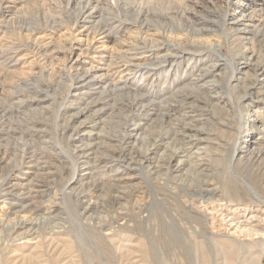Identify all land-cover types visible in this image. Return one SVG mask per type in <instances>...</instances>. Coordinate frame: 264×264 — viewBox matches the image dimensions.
I'll return each mask as SVG.
<instances>
[{"label": "rangeland", "instance_id": "obj_1", "mask_svg": "<svg viewBox=\"0 0 264 264\" xmlns=\"http://www.w3.org/2000/svg\"><path fill=\"white\" fill-rule=\"evenodd\" d=\"M232 5L254 18L245 33L229 29L240 14L228 16ZM202 16L219 23L198 36ZM263 34L264 0H0V186L15 178L43 190L10 215L0 201V264H247L249 255L264 264L259 246L239 250L223 232L201 244L189 211L224 170L256 185L233 197L239 214L263 208L264 103L246 93L264 62ZM188 44L200 53L156 67L155 81L136 72L124 82L107 68L134 45L152 63ZM209 45L241 69L238 79L229 66L210 78L227 104L185 85ZM82 74L91 84L79 83ZM139 94L149 100L132 104ZM183 121L201 141L178 172L170 157ZM20 217L31 224L16 225Z\"/></svg>", "mask_w": 264, "mask_h": 264}, {"label": "bare ground", "instance_id": "obj_2", "mask_svg": "<svg viewBox=\"0 0 264 264\" xmlns=\"http://www.w3.org/2000/svg\"><path fill=\"white\" fill-rule=\"evenodd\" d=\"M238 10L240 11V14L235 15V18L233 20H229L230 17L227 19L228 23L230 24L229 29L231 30L233 29L236 32L243 31V33H245L247 26H249V24L252 22L254 18H252L251 15L247 13L248 12L247 9H240L238 7L234 8L233 5L231 9H229L230 14H228V16L233 15L232 13H235ZM87 14H90V13H87ZM82 19L83 18L81 17L80 20ZM194 20H196V22L200 26L199 28L195 30L198 33V36L201 30L210 31L209 28L214 24V22L219 23V21L214 20V18L212 17L202 16V17L194 18ZM241 25H246L244 30L240 29ZM104 33L105 32H101L102 35ZM104 37H107V34H104ZM215 47L216 46H212V45L203 47L202 50H204L203 52L205 56H207V58L205 56L202 57L204 60L202 61L203 63L199 66H196L194 64L193 66L191 65V68L193 67L196 72L194 73L192 77L189 78V82L185 84L189 86L187 88H191L190 90L191 92L206 93V99H205L206 101L208 99L210 100L211 98L218 100L216 95L214 94L216 91V87L218 86L216 85V82L214 80H211L210 78L214 77L215 75L217 76L218 74L216 72L221 67L229 66L231 70V78H234V79H238L239 78L238 76L241 72L240 68L236 67L233 69V66L229 64L227 61L221 62L217 49H214ZM143 48L144 47H139L138 45H134V47L130 48L129 51L128 50L122 51V53L119 56H117L116 59L114 57L112 58L114 60L109 61L110 63L107 64L108 70L112 66L115 73L121 72L122 76L125 78L124 82L128 80L129 76L135 74L136 72L144 73L146 78H150L153 81H155L159 79V78H156V79L154 78V77H157V74H155V71H154L156 67H160L161 65L167 62H172L173 58L177 57V68H178V65L181 63L180 62L181 59H186L190 56H195L200 53V51L195 49V45L193 44H188L187 46H184V47L183 46H177V47L172 46L170 48H167V51L165 52L161 51L162 53H160L158 56H155V61L150 63L148 62L149 59L144 58V56L141 55V52L139 51V49H143ZM149 51H151V49ZM195 51L196 52L198 51L197 54ZM123 53L124 55H122ZM212 55H214V57H212ZM250 58L251 56L248 57V60ZM252 72L254 76V84L252 83L253 85L250 86L251 91L246 92L248 93L247 97L249 100L254 99L258 103H264V62L262 64L259 62L255 64ZM105 76L107 75L106 74H104V76L100 75L99 76L100 78L98 80H100L102 77H105ZM79 77L80 79L78 81L82 85L91 84V81H89L88 74H82ZM74 87H78V86H74ZM114 88L117 90L122 89V88H116V86ZM76 89L78 90L80 88H76ZM76 92L77 91H75L73 95H75ZM138 96L135 97L132 104H140V103H143L145 100H149V97L147 95L145 96V95L139 94ZM187 97L189 96L187 95L183 96V98H187ZM218 101L223 102V104H227L226 100L224 101L223 99H220ZM181 126L183 127V129L180 131V137L177 138V141L178 143L179 142L180 143L183 142V143L181 146L177 145V149L173 150L171 157H170V163L172 162L174 163L172 164L171 167H173V169L177 170L178 172L183 171L185 160H188L189 158H192V157L197 159L198 157V155H196L198 153V151L196 150L197 140L201 141L198 135L200 130L198 129L195 130V128L190 127V124L188 125V123H186L185 121H183ZM135 136H136V123L131 129H129V137L133 139L135 138ZM195 147L196 149L194 150ZM182 153L184 155H182ZM84 156L85 155L82 154V157ZM233 156H234V153H233ZM176 157H177V160H176ZM240 157H243V156L241 155L239 156V158ZM232 159L233 157H231V160ZM111 163H113V160H110L109 164ZM236 163H238V161H236ZM127 164L129 165V163ZM122 167L128 168V166H122ZM199 167H202V169H206L205 164H202V162L199 163ZM241 173H244V172H241ZM218 175L222 177V181L219 182V185L215 183L214 184L209 183L208 181L205 180L203 183L204 187L202 186L203 187L202 190L199 193H197L198 195H195L196 199L191 200V207L189 208V211L192 213V216L194 214L193 218L197 222L196 224L197 226L193 227V236L194 237L199 236L201 239L199 242L201 244H205L207 248H209L211 245L214 244V242L216 243L219 241L218 239L220 237L218 236L219 234H221L220 232H223L224 235L230 238L229 240L228 238H226L228 241L225 243L237 244L240 248L239 250H241V248L245 246L248 249V251L254 246H259L260 252H261L260 254L264 253V205H263V208L261 207L251 208L249 207L250 206L249 205L250 203H249L242 209L241 214H239L238 207L240 203L238 204L237 201H242V200L233 198L235 196H238L240 191H243V192L254 191L255 192L254 186L256 185L252 183H251L252 185H250L243 179L244 176L242 177L240 173L234 174L232 170L220 171ZM238 178H240L241 180ZM249 178H250L249 181H251L250 176ZM118 179L123 180L126 178L119 177ZM238 184H241L242 186L237 187ZM41 191L43 190H36L30 187V182L23 183L20 180L12 178L9 181H5L0 186V201H2L3 204L6 205L7 207L6 214L10 215L14 211H16L15 213H17V211H24L26 208V205H24L23 203L28 198L30 199V197H32L31 196L32 192L39 194ZM3 204H2V207H3ZM242 204H245V203H242ZM41 205H38L36 208L37 209L40 208ZM50 207L53 208L52 205H50ZM28 224H31V221L29 222V220L26 219L25 217H20L16 225L22 227ZM223 233H222V236H223ZM220 244L222 243H219V245ZM243 252L247 253L246 251H243ZM208 254L209 253H207V255ZM245 260H247L246 262L247 264H254V261H253L254 255L252 256L249 255V257L247 256V259Z\"/></svg>", "mask_w": 264, "mask_h": 264}]
</instances>
